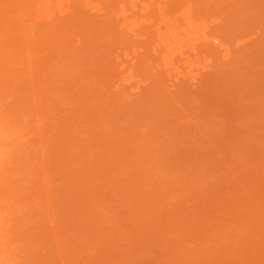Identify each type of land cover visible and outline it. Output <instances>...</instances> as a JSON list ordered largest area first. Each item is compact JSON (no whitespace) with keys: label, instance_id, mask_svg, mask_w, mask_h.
Segmentation results:
<instances>
[{"label":"rangeland","instance_id":"374dc122","mask_svg":"<svg viewBox=\"0 0 264 264\" xmlns=\"http://www.w3.org/2000/svg\"><path fill=\"white\" fill-rule=\"evenodd\" d=\"M0 264H264V0H0Z\"/></svg>","mask_w":264,"mask_h":264}]
</instances>
